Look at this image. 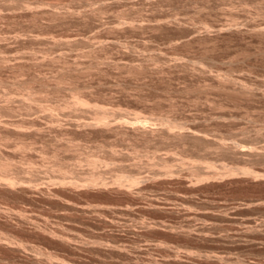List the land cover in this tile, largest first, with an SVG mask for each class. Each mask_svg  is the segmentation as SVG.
Masks as SVG:
<instances>
[{
  "label": "rangeland",
  "instance_id": "1",
  "mask_svg": "<svg viewBox=\"0 0 264 264\" xmlns=\"http://www.w3.org/2000/svg\"><path fill=\"white\" fill-rule=\"evenodd\" d=\"M26 3L33 11L45 9L44 14L16 8V0H0V54L10 45L15 46V55L25 52L28 57L26 52H35L40 59L49 55L51 59L46 60H51V64L47 62L50 65L56 60L52 67H38L44 69L40 82H30L36 90L45 82L39 88L45 91H37L45 104L55 105L58 93L53 91L54 78L61 71H70L61 93L80 87L92 101L115 109L117 114L132 116L138 111L150 126H161L160 116L173 117L183 122L181 130H194L204 139L160 140L162 137L156 135L150 141L121 133L106 138L70 133L58 141L48 132L45 138L26 137L35 149L13 151L14 161L26 166L29 157L33 158L42 175L48 174V166L55 161V146L72 137L79 145L78 152L83 149V160L88 153L104 161L98 169L117 161L108 151L111 147L127 153L123 163H141L142 181L132 194L115 186L17 189L20 192L14 190L18 193L13 194L0 188V264H264V0ZM10 5L15 10L11 11ZM100 5L105 10L102 7V18L100 14L97 20H102L90 18V11ZM50 9L68 16L54 19ZM132 22L138 25L131 27ZM33 35L50 37L52 43H35ZM54 37L80 41L58 46L51 39ZM103 37L110 41L102 43ZM3 68L0 79L8 80L5 83L9 86L2 81L0 97L12 92L19 98L25 90L18 92L16 82L28 79L30 71L25 70L28 76H16L13 69ZM36 68L32 69L37 72ZM227 73L236 81L227 83L223 77ZM216 75L231 88L227 89V84L215 87ZM241 82L250 86L251 94L240 90ZM158 155L173 164L171 175L154 161ZM152 156L157 158L152 161ZM123 158H118L119 163ZM203 160L215 163L217 169ZM80 164L79 170L89 167L87 161ZM112 166L110 162L107 168ZM232 166H247L258 176L231 173L227 169ZM61 196L73 205H65Z\"/></svg>",
  "mask_w": 264,
  "mask_h": 264
},
{
  "label": "bare ground",
  "instance_id": "2",
  "mask_svg": "<svg viewBox=\"0 0 264 264\" xmlns=\"http://www.w3.org/2000/svg\"><path fill=\"white\" fill-rule=\"evenodd\" d=\"M16 3L17 4H14V6L16 8L19 6V7L23 8L22 9L23 11H25V10L26 11L28 10V12L33 11V10H31L32 8L29 7L30 5L26 3V0H16ZM12 6L10 5L11 11L15 10V7L13 6V9H12ZM100 7L101 8L98 7L99 9L97 7H94L96 9L93 11L92 10L90 11V13H89L90 18L92 17V19L95 18L97 20V18L100 16V14L101 13L103 14V12H104L103 8L104 7H103V5H100ZM24 8H25V10H24ZM94 8H92V9H94ZM35 10H37V11H35ZM35 10L29 14H35L36 15L37 12H42L43 10L45 11V9H43L42 11H39L40 9H35ZM53 10H55V9H53ZM53 10L50 9V11H49L50 15H52L53 18L54 17L62 18L60 16H63V15H60V13H59L60 11L57 12L56 10L55 11H53ZM68 10H66V12H68ZM104 10H105V8H104ZM71 11L69 10V14ZM46 12H48V11H46ZM75 12H77V11H75ZM79 12H80V14H78V16L82 14L81 11H79ZM83 12H85V11L83 10ZM13 13L15 14L14 11H13ZM64 13L62 12V14H64ZM83 14L85 15L86 12ZM102 14H101V18H102ZM76 15H77V13H76ZM67 16H68V14H67ZM67 16H63V17L66 18ZM73 16H75V14ZM88 16H86V17L83 16V18L86 19ZM79 17H78V20H80ZM53 18H52V20H53ZM64 18L62 20H66V21L68 20V18L67 19H64ZM70 18L69 19L72 20L73 17H70ZM101 18H99V19H101ZM48 19L51 20V18H48ZM87 20H89V22H91L90 19L87 18L86 21ZM73 21H74V18H73ZM73 21H71V22H73ZM80 21H83V19ZM134 21H135V19H134ZM52 22L56 23L55 20H53ZM76 23H77V21H76ZM102 23H103V21L100 22L99 24H102ZM134 24H135V22L134 23L132 22V24H130V26L131 25L133 26ZM141 24L143 25V23H141ZM54 25H56V24H54ZM60 25L63 26V24H61V23H60ZM66 25H68V24H66ZM89 25H88V27H89ZM135 25H138V24L136 23ZM139 26H140V24H139ZM143 26H145V25H143ZM147 26H149V25H147ZM153 26H155V25H152V27ZM97 27L99 28V26H97ZM115 27L119 28L120 26H115ZM126 27H128V25ZM121 28H124V27H121ZM130 28L128 30H130ZM135 28H136V26H135ZM139 28H137V29H139ZM141 28H143V27H141ZM137 29L133 28V30H137ZM261 29H262V31L264 30L263 27ZM94 30H95V28H94ZM112 30H113V27L111 28V31ZM116 30H117V28H116ZM188 30H186V32H188ZM235 30H236V28H235ZM237 30H238V28H237ZM98 31H96V32H98ZM192 31H194V29ZM254 31H256V30H254ZM256 33H257V31H256ZM192 34L191 35L194 36V32H192ZM33 36L34 37L31 36L32 37L31 40L35 43L36 42L40 43V44L41 43L44 44V42L52 43V40H50V37L49 38L46 37V38H48V39H46L43 36H41V37L36 36V35H33ZM192 36H191V38H192ZM19 37H18V39L20 40ZM104 37H106V35ZM104 37H103V41H105V42L102 41V43H106V41H107V40H104L105 39ZM107 37H109V36H107ZM3 38H6V37H3ZM54 38H51V39L54 40L53 43L55 45H58V44L61 45L62 43L63 44H67V43L71 44L70 42L75 43L76 41H78L77 39H74L76 41H73L71 39L70 40L69 39H67V40L63 39L64 41H62L61 38H60L61 40L59 39L60 40L59 41V40H56V38L55 39ZM74 38H76V37H74ZM100 38L102 39L101 35H100ZM186 38H188V37L186 36ZM72 39H73V37H72ZM15 40H17V39H15ZM19 40H17V41H19ZM97 41H99V40H97ZM108 41H110V40H108ZM82 42H84V40H82ZM113 42H115V41H113ZM113 42H112V45H113ZM102 43H101V46H103ZM60 45H58V46H60ZM9 46L6 47V50L8 49L7 51L3 50L6 53L0 54L1 55L0 56V65H1L0 68L2 69L4 67V68H7L8 70L13 69V73L16 76H20V75L25 74L26 73L25 70L30 71V72L27 71L28 73H30V77L27 75V73L25 74L28 76V79L24 78L23 80L21 79L20 81L16 82V86H17L16 89L17 90L18 89L19 90L24 89L25 90L24 94H22L19 98H14L12 92H6L5 94H3L4 95V96H2L3 98L0 97V99H1V101H0V188H2L5 191L6 190L9 192L12 191L11 194H13V192L18 193V192L14 191V190L19 191L17 189H20V191L22 189H27V190L28 189H30V190L31 189H40L41 190L42 189L43 190L46 188H52V187H57V186L58 187H68V186L70 187L71 186V187H75V188H78L80 186H91V187L115 186L117 188L125 189V191H129V193L132 194V191H135L136 188L137 189L139 188L138 186L140 185V181H142L141 176L139 175L140 170L142 169L141 163L140 164H139V162L138 163H131L128 165L123 163L125 160L123 157L127 153L124 154L123 152H118L119 149L117 150L114 147H111L110 150H108V151H110L111 154L113 156H115V159L118 162L115 160L110 161L111 163L113 162L114 166H112V168H107L108 164L110 162L108 163L105 161L106 162L105 164L107 166H104L105 167L104 169H98L97 168V167H99L98 165L101 162L104 163V161L100 157L96 158L95 156L88 154V153L86 155L85 154L83 155V157L85 159V160H83V158L81 157V155L84 153L82 151L83 149L80 150L83 152L82 154H80V151L78 152V150H77L79 145H77V143H75V141L73 140L72 137L63 143L59 142L60 144L57 146V148L55 146L56 149L54 148V150L52 152V156L54 157L55 161H53V163L48 166L50 174L47 171L48 174L46 176L43 174L44 175L43 176L42 172L40 171L39 166H38L39 163L37 164V162H35L33 160V158L30 159V157H29V160L26 159L28 161V162L26 161L27 162L26 166H24L25 164H23V163L14 161V158L12 156L13 151H15V150L28 151V150L35 149V147L33 146V142L27 141L26 137L39 138V137L43 136V138H45L44 135H48L47 134V132H48V133H52L58 141L61 140V139L59 140V137H61V135L63 138L64 135H66V134L68 135L70 133L71 134L78 133L81 136H82V134H84V136L85 135H90V136L92 135L95 137L96 136L97 137L105 136V138H106V136H110L112 134L121 133V134H125L124 136H127V137L129 135L130 138L134 137V138H138V140H139V138H143V139L150 140V141H153V139H155L156 135H159L160 137H162L161 139L159 137H156L157 139L159 138L160 140H163L164 138L165 139L173 138V139L178 140V139H181L184 137L188 138L189 140H192V139L195 140L196 139L195 141H198L199 138H201V140L204 139V138H202L201 135L197 134V132L194 130L183 131L185 128V126L183 128V125H182L183 122L178 121V120L174 119L173 117L171 118V117L160 116L159 117L160 120L159 119L158 120L160 121V124L162 123V125L161 126L157 125L158 126L157 127L154 124L152 126L148 125L146 118H142L138 111H137L138 113L132 112L133 113L132 116H130L131 114L130 115L122 114V113L117 114L115 109L109 108L107 106H104L103 104L101 105L98 102L92 101L93 99H90V97H88L86 95V93L82 89H80V87L79 88L78 87L72 88V90L69 92V94L67 93L68 95L61 93L60 92L62 90L61 85H64L66 83V81H68L67 80L68 78L70 79V77H68V74H70V71H67V73H65V71L64 72L61 71V73L58 74L54 78V80L56 79V82H55V85H53L54 86L53 88L55 89L53 91H55V93L56 92L58 93L57 100L56 99L54 100V101H56V103L52 102L55 105L50 106L51 103L49 105H47V103L45 104V102L40 99L41 95H39V93H41V91H45V89L40 91V89H42L43 85L45 84L44 80L42 81V82H44V84L41 85L42 87L41 86H40L41 88L38 87L39 93L37 92L38 90H36V88L33 87L30 82H32V81L36 82L37 80L40 82V79L41 80L43 79V77H42L43 74H41L42 73L41 71H44V69L41 71L39 69H42L41 67L43 65H45V66L47 65L49 67V65L51 64V62H50L51 60L50 61L46 60V58H49L48 57L49 55L46 54V56L48 55L47 57H41L44 59H40L39 56L36 57L37 54L35 52L31 53L30 55H29L30 52H26L28 54V57L25 56L26 55V54H24L25 52L20 54V55L19 54L15 55L14 54L15 46H14V48H13V46L12 47H9ZM90 46H92V45L90 44ZM46 50H44V52ZM10 52H12V54H9ZM47 52H48V50H47ZM50 54H51V52H50ZM53 57H52V59H53ZM59 57H60V55H59ZM59 57L57 56V58H59ZM49 59H51V58H49ZM54 59H56V58L54 57ZM11 60H14V61L11 62ZM47 62H50V64ZM52 62H53V60H52ZM55 62H56V60H54L53 65H50V66L51 67L54 66ZM45 66H43V68H45ZM33 67L34 68L37 67L36 68L37 72H36V70L32 69ZM38 67H40V68L38 69ZM38 70L40 71L39 73H38ZM45 74H46V72H45ZM207 74H209V73H207ZM227 74H225L226 76H223V77H224V79L227 80L226 82L229 83L231 80L233 81L234 79L232 78L233 76L231 77L232 74L231 75H229V74L227 75ZM0 77H2V76H0ZM45 77L47 79V77H49V76L47 75ZM223 77L220 76L218 78L216 75V77L213 78L217 82L216 85H214V82H213L215 80L211 79V80H213L212 81L213 85L215 87H217V84L219 86L222 84L226 85L227 83H224L225 80L223 79ZM0 80H1L0 81L1 86H2L3 82H4L3 85L4 84L7 85L6 83L8 82V80L4 81V80H6L4 78H1ZM228 80H230V81H228ZM234 81H236V80H234ZM47 82L49 83V80ZM52 82H54V81H52ZM13 83H10V86ZM228 85L229 84H227L226 86L228 87ZM230 85H234V84H230ZM7 86H9V85H7ZM14 86H15V84L12 85V87H14ZM46 86H48V85H45L44 88ZM239 86H240L241 91H244V92L251 91L249 88L250 86H247V84H245V83L241 82L239 84ZM239 86H238V88H239ZM48 87H50V86H48ZM229 88H231V86L228 87L227 89H229ZM236 88L234 90H237ZM17 90H15V91H17ZM19 90H18V92H19ZM48 90L50 91L52 89H48ZM237 91H239V90H237ZM240 92H239V94H240ZM36 93H38V94H36ZM249 93L251 94V92H249ZM241 94H242V92H241ZM244 94H246V93H244ZM250 94H248V95H250ZM37 95L40 96V98L37 97ZM53 95H54V92H53ZM16 96H17V94H16ZM51 97H53V96H51ZM46 101H47V99H46ZM51 101H52V99H51ZM38 111H43V112H45L44 114H46V115L43 116L44 115L43 113H42L43 115H41V114L39 115ZM58 111H59V113H58ZM35 113L37 115H35ZM61 113H63L62 116L60 115ZM63 116L64 117L68 116V117L66 119ZM155 124H158V123H155ZM181 128H183V130H181ZM74 136L75 135H73V137ZM134 138H132V139H134ZM44 140H42V141H44ZM134 140H136V139H134ZM201 140H199V141H201ZM150 141H148V142H150ZM10 143L13 144L14 150L10 149V147H11ZM100 147H102V146H100ZM63 153H65V154L62 155ZM66 154H68L69 156L66 157ZM153 154H155V152ZM153 156L151 157V158H153V159H151L152 161L155 158H157L156 156H155V158ZM158 156H160L159 159L157 158L154 160L157 163L158 167L161 166L162 168H164V170H166L167 174L169 173V175H171L170 173H172L174 170L171 169L173 164L170 163L169 158L166 159V157H163L161 155H158ZM65 157L68 158L69 160L71 158V160H74V162L73 163L69 162V160L66 159ZM118 158H123V161L121 160L122 162L119 163L120 159H118ZM126 159H127V156H126ZM81 160L85 161V162L87 161L88 166H89L87 169H83V170L78 169L77 165L82 163ZM148 162H150V161L148 160ZM155 162L154 163L152 162V164H154L156 166ZM202 162L204 164H208V167L216 168V165L213 162H210L207 160H203ZM205 162H207V163H205ZM193 163H195V161ZM80 169H81V166H80ZM216 169L214 170V172L215 171L218 172ZM227 170L230 171L231 173L245 172V173H252L255 176L256 175L258 176V174L256 172L254 173V170H251L247 166H234V167L232 166V167L228 168ZM227 170L225 168L226 172H228ZM107 172L110 173L109 177L106 176ZM230 172H229V174H231ZM45 174H46V172H45ZM214 174H216V173H214ZM211 175H213V174H211ZM221 175H222V173H221ZM216 176H220V174H218ZM216 176H215V178H218ZM210 177H214V176H210ZM207 178H209V176H207ZM143 179L145 180V178H143ZM140 188H141V186H140ZM66 189H65V191H66ZM47 190L49 191L50 189H47ZM56 190H59V188ZM65 191H63V192H65ZM44 192L46 193V191H44ZM53 192L54 191H52V193ZM32 193H34V191ZM54 193H53V195H54ZM46 194L48 196V193H46ZM59 194L57 192V195H59ZM49 195H50V193H49ZM61 195H63V194H61ZM64 197L65 196H63L61 199L63 201V203L67 206H72L73 203H71L70 200L69 201L66 200L67 198L63 200ZM57 200H60V199L57 198ZM54 201H55V199H54ZM20 212H21V210H20ZM21 215H22V213H21ZM21 215H20V218L21 219L24 218L25 214L22 217H21ZM18 216H19V214H18ZM25 218L27 219L26 216H25ZM30 219H33V218H30ZM34 221L35 220H33V222ZM110 222H113V221H110ZM51 233H52V231H51ZM55 234H57V233H55ZM62 236H64V235L62 234L60 237L62 238ZM65 239H64V241H65Z\"/></svg>",
  "mask_w": 264,
  "mask_h": 264
}]
</instances>
